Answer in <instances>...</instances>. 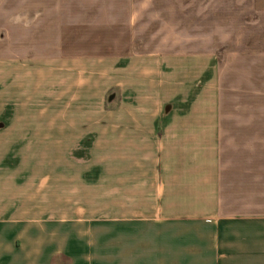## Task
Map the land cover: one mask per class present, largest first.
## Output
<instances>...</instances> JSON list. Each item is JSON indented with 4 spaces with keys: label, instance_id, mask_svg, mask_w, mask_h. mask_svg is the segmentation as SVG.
I'll use <instances>...</instances> for the list:
<instances>
[{
    "label": "crops",
    "instance_id": "obj_1",
    "mask_svg": "<svg viewBox=\"0 0 264 264\" xmlns=\"http://www.w3.org/2000/svg\"><path fill=\"white\" fill-rule=\"evenodd\" d=\"M104 1L112 4L97 16L115 32L123 16L126 26L146 16L141 7L123 15L122 1H177L180 16L192 2L199 36L177 48L225 56L183 54L172 74L166 56L124 67L118 57L99 94L117 90L113 110L101 100L66 115L83 129L75 141L91 133L98 147L87 160L97 162L95 181L65 170L64 219L38 211L39 185L27 191L0 170V264H264V0ZM52 29L53 0H0V123L11 99L41 98L36 83H52L42 78L50 57L20 52ZM13 113L25 129L18 115L27 111Z\"/></svg>",
    "mask_w": 264,
    "mask_h": 264
},
{
    "label": "rangeland",
    "instance_id": "obj_2",
    "mask_svg": "<svg viewBox=\"0 0 264 264\" xmlns=\"http://www.w3.org/2000/svg\"><path fill=\"white\" fill-rule=\"evenodd\" d=\"M111 4L104 0H53L52 34H36L35 40L40 39L41 42L34 44L27 41L26 48L20 49L27 58L35 55L40 61L49 57L52 59V71L42 74L43 79L52 76V83L44 80L36 83L41 86V98L30 96L15 103L11 99L9 113L0 123L1 127H6L0 130V170L13 173L14 177L8 181H17L20 186L27 187V191L39 185L46 201L38 211L47 215L52 212L59 219L65 217V188L69 180L65 170H73L75 182H93L97 173V162L87 160L89 155L96 152L98 141H93L94 135L91 133L86 141H75L83 129H76L75 117L67 122L66 115L72 111H95L101 105V100L107 112L113 110L117 90L109 88L102 99L99 94L118 57H122L124 67L131 59L141 56H166L170 59L169 70L172 74L177 73L176 61L183 54L213 52L220 62L226 53L224 49L198 51L177 48L180 38L188 42L199 36L194 34L197 19L192 15V2L189 3L190 15L180 16L182 12L177 1H122L118 7L123 15L127 9L141 7L146 11V16L139 18L132 26H126L130 19L123 16L120 19L123 28L118 32L112 29L103 31L106 27L101 24L113 19L97 16L99 11ZM4 36L0 35L1 41ZM92 59L98 61L96 66H92ZM66 73L72 75L67 76ZM225 74L223 68V78ZM221 85L225 89L227 84L222 80ZM18 108L27 111L18 115L19 125L25 129H17V121L13 120V117H17L13 112ZM93 122L92 119L86 125L84 133L94 125ZM72 125L74 129L67 131V126ZM50 197L53 201H49ZM55 197L58 199L54 200Z\"/></svg>",
    "mask_w": 264,
    "mask_h": 264
}]
</instances>
